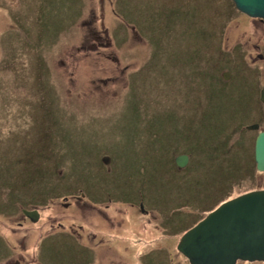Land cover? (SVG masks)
Returning <instances> with one entry per match:
<instances>
[{"label":"rangeland","instance_id":"1","mask_svg":"<svg viewBox=\"0 0 264 264\" xmlns=\"http://www.w3.org/2000/svg\"><path fill=\"white\" fill-rule=\"evenodd\" d=\"M235 8L233 0H0V229L20 230L19 201L40 212L27 245L44 264H190L177 248L182 234L226 200L264 189L255 81L212 80L221 61L244 66L264 52L256 48L264 22ZM181 127L195 129L201 152L181 149L184 167L171 156L175 139L185 147ZM218 128L225 134L210 144ZM226 137V153L215 150ZM83 191L90 203L75 199ZM111 191L146 212L93 202Z\"/></svg>","mask_w":264,"mask_h":264},{"label":"water","instance_id":"2","mask_svg":"<svg viewBox=\"0 0 264 264\" xmlns=\"http://www.w3.org/2000/svg\"><path fill=\"white\" fill-rule=\"evenodd\" d=\"M233 2L239 11L264 20V0ZM261 99L264 101V88ZM249 127L260 129V124ZM254 156L257 169L264 171V130L257 134ZM105 157L108 162L110 157ZM188 160V155L181 154L176 163L184 167ZM25 212L33 221L40 218L38 209ZM177 248L190 264L264 261V189L247 191L220 204L182 234Z\"/></svg>","mask_w":264,"mask_h":264},{"label":"flooded vegetation","instance_id":"3","mask_svg":"<svg viewBox=\"0 0 264 264\" xmlns=\"http://www.w3.org/2000/svg\"><path fill=\"white\" fill-rule=\"evenodd\" d=\"M260 20L262 21V23L264 22V20H262V19H260ZM257 28H259L258 36L261 35V37H259V38L262 41H264V35L262 33V30H264V27H259L257 24ZM224 30H225V27L222 29V34H223ZM222 39H223V36H222ZM233 48H234V50L236 48H238L239 50L244 51L241 49V44L240 45L235 44V46H233ZM256 48L261 50L262 48H264V45L262 43L256 44ZM225 53L226 52L223 53L222 59L225 57V55H224ZM257 55L258 56L255 58H252V60L248 59V62L245 61L244 66H243L242 61L237 59V58L236 59L228 58V60L226 62H224V65H223V61H221L219 64H217V66L215 68L218 71V73L217 74L213 73V77H212L213 82L215 79H217L218 82H220V81H229L230 82L236 76L239 77L241 81L246 80V78L248 80H253V81H255L254 89L255 90L257 89V92H259V98L261 99L264 84H262L261 81L257 82V78L258 77L262 78V73L264 71V66L263 67L261 66L262 62L264 61V52H257ZM219 72H221L220 75H219ZM210 74H212V72ZM213 87H215V86L213 84H210L209 89L211 90V93L214 92ZM234 89L237 92H240L241 86L238 88H234ZM218 98H220V95L218 96ZM207 100H208V98H207ZM263 103H264V101H263ZM209 104H211V102H207V105H209ZM213 105L216 107L215 104H213ZM223 112H225V111H223ZM179 153H181V152H179ZM179 153H175L174 156H176ZM179 155H181V154H179ZM105 189L109 190V187H105ZM103 195H105V196L102 200L97 199V200L93 201L94 203L97 204V206L99 204L104 203L106 200H109V201L116 200L118 202H120L122 200L123 202H126L127 204L132 205V206H137L139 204V208L146 212V207L140 201L135 203V202L129 201L126 198H120L117 196H115L113 198L114 195H112V191L109 192L108 195H107V192H106V194H103ZM110 196H111V198H110ZM74 197L77 200V202H79V203H87V202L90 203L91 202V199L89 198L86 191H83L80 193V195H75ZM18 198L19 197L16 196V199H18ZM17 203H16V207H17V209H19V215L22 218V220L17 222V225L19 226L20 230L12 229V231H13L12 232V231H8V230L0 229V245L4 246L6 249L4 252L0 251V264H44L40 261V259H42L41 254L39 252L37 253L36 251H34L33 248H32L33 250L29 249V247L27 245L30 241H32V239L35 235V230L32 227V225L35 223V221H33L31 219V216H29L25 212V210L30 211V210H33L34 208L24 210L21 207H19V205H17ZM0 214L5 215L6 213H4V211L1 209ZM17 214H18V212L16 213V215ZM9 215H12L9 217H15L16 218V215H14V214H9ZM100 216H101L100 219L102 222H108L110 220V219H108L109 217L106 214L105 215L100 214ZM25 225L27 227L25 230L22 231L21 228H23ZM102 225L105 226V223H102ZM14 226H15V224L12 223L11 227L14 228ZM80 228H81V230L79 232H77L76 230H74V231H76L78 234H82V225H80ZM19 231L21 232V235H18ZM100 257H101V255L99 254L98 258H100ZM94 259H97V257L92 258L93 261H94Z\"/></svg>","mask_w":264,"mask_h":264},{"label":"trees","instance_id":"4","mask_svg":"<svg viewBox=\"0 0 264 264\" xmlns=\"http://www.w3.org/2000/svg\"><path fill=\"white\" fill-rule=\"evenodd\" d=\"M235 9H237V8H235ZM239 12H241V11H239ZM177 133H178V136L183 137L182 138L183 141L186 142V143H184L185 144V147L184 148L180 147V143H178V142H182V140L175 139L177 143L174 142V145H173L174 146V151H172V153H171L172 155L171 156H173L177 152L178 153L179 152H182L183 150L184 151L188 150L190 155L192 154L191 153L192 150H193V152L195 154H200L201 153V152H196V150L199 148V136L196 134L195 129H193L190 132H186V131L184 132L183 131V127H181L180 129L177 128ZM217 134H220V136H222L223 134H225L224 129L223 128H218L214 133L209 134V136H208V142L210 141L209 142L210 144L212 142H214V141H211V140H214V139L217 138ZM226 139H228V137L223 138V141L222 142H220V141L217 142V146L216 147H213V148L215 150L218 149V148L219 149H223L222 152L226 153V150H227V148L225 147L227 145ZM181 149H182V151H181ZM104 163L105 164H108L105 160H104ZM109 164H110V162H109ZM174 164L176 165V163H174ZM192 226H194V225H192Z\"/></svg>","mask_w":264,"mask_h":264},{"label":"crops","instance_id":"5","mask_svg":"<svg viewBox=\"0 0 264 264\" xmlns=\"http://www.w3.org/2000/svg\"><path fill=\"white\" fill-rule=\"evenodd\" d=\"M255 155V154H254Z\"/></svg>","mask_w":264,"mask_h":264}]
</instances>
